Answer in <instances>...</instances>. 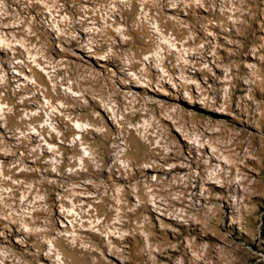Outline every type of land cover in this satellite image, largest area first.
Returning a JSON list of instances; mask_svg holds the SVG:
<instances>
[{
  "label": "rangeland",
  "instance_id": "374dc122",
  "mask_svg": "<svg viewBox=\"0 0 264 264\" xmlns=\"http://www.w3.org/2000/svg\"><path fill=\"white\" fill-rule=\"evenodd\" d=\"M0 264H264V0H0Z\"/></svg>",
  "mask_w": 264,
  "mask_h": 264
},
{
  "label": "bare ground",
  "instance_id": "6f19581e",
  "mask_svg": "<svg viewBox=\"0 0 264 264\" xmlns=\"http://www.w3.org/2000/svg\"><path fill=\"white\" fill-rule=\"evenodd\" d=\"M110 152H111V150H110Z\"/></svg>",
  "mask_w": 264,
  "mask_h": 264
}]
</instances>
